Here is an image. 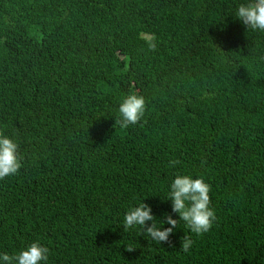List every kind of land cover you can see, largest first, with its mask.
Wrapping results in <instances>:
<instances>
[{"label":"trees","instance_id":"trees-1","mask_svg":"<svg viewBox=\"0 0 264 264\" xmlns=\"http://www.w3.org/2000/svg\"><path fill=\"white\" fill-rule=\"evenodd\" d=\"M245 2L0 0V131L23 164L0 180V252L39 241L47 264H264V32L235 17ZM132 93L145 113L122 128ZM177 174L211 185L210 231L180 221L160 244L124 231L142 200L161 230L179 220L165 200Z\"/></svg>","mask_w":264,"mask_h":264},{"label":"clouds","instance_id":"clouds-1","mask_svg":"<svg viewBox=\"0 0 264 264\" xmlns=\"http://www.w3.org/2000/svg\"><path fill=\"white\" fill-rule=\"evenodd\" d=\"M235 17L239 19L247 29L264 32V0H246L240 3L235 11ZM150 50H154L155 37L142 36ZM146 109L143 96L132 93L126 95L118 106L119 119L116 123L122 128L138 124L144 116ZM19 145L12 138L0 131V180L18 174L23 167L22 157L18 155ZM180 161L172 159L168 163L169 168H175ZM211 185L205 182L203 177L193 178L190 175L177 174L170 183L169 191L165 200H171L172 211L178 213L179 220L173 219L166 214L165 220L161 224L167 223L172 227L161 230L157 227L156 218L152 214V209L143 200L138 205L129 207L123 218L124 231L139 228L140 234L146 235L151 241L160 244L169 242V237L173 233L180 221L191 233L202 236L210 231L214 221L217 219L214 208L210 207ZM152 221L148 226L147 222ZM194 241L190 236L182 238L181 251L189 252ZM135 247L126 246V251L132 252ZM50 249L43 246L39 241H34L24 250L16 254L0 252V264H47Z\"/></svg>","mask_w":264,"mask_h":264}]
</instances>
